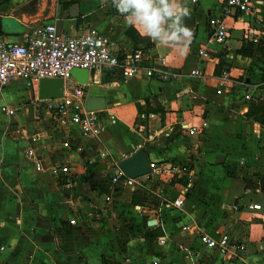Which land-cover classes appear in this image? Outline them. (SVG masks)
<instances>
[{
  "label": "crops",
  "instance_id": "1",
  "mask_svg": "<svg viewBox=\"0 0 264 264\" xmlns=\"http://www.w3.org/2000/svg\"><path fill=\"white\" fill-rule=\"evenodd\" d=\"M64 1H0V40L20 42L46 22L68 36L93 28L120 53L139 47L144 65L164 58L180 77L123 79L104 71L85 92L102 98L104 127L95 138L73 134L69 148L61 146L34 84L14 79L0 90V264H241L181 231L192 223L209 236L224 233L239 242L246 264H264V249H258L264 248V125L253 119L254 110L246 115L252 101L243 99L247 92L264 99V44L244 40L243 25L230 16L223 17L225 43H212L207 19L221 15V0H186L190 16L184 22L193 31L186 54L140 36L111 0H71L76 9L64 8ZM198 48L215 58L198 56ZM191 68L201 69V79L188 74ZM12 83L22 84L24 93L6 101L3 90ZM148 114L154 118L141 117ZM189 127L196 133L187 135ZM35 132L42 138L32 143ZM28 148L40 171L25 156ZM138 148L148 162H177L191 170L180 208H162L152 184L131 189L110 180L116 163ZM205 160L221 164L215 166L220 177L199 178ZM54 163L66 172L51 175Z\"/></svg>",
  "mask_w": 264,
  "mask_h": 264
},
{
  "label": "built area",
  "instance_id": "2",
  "mask_svg": "<svg viewBox=\"0 0 264 264\" xmlns=\"http://www.w3.org/2000/svg\"><path fill=\"white\" fill-rule=\"evenodd\" d=\"M194 1L191 0V2ZM225 16L233 17L235 21L243 25L242 38L248 43L264 44V0H221V15L207 19L210 39L218 46L223 45L227 38V29L223 22ZM196 52L203 58H215L204 48H198ZM141 55L139 47L126 53L118 52L114 49L113 41L108 35L93 28L68 36L61 34L54 22L41 23L32 27L29 33L24 34L20 42L0 40V90L14 79H20L28 86L33 84L36 86L39 79H60L61 96L38 100V102L47 113L51 125L57 129L61 146L69 148V140L73 134L84 139L95 138L104 127L105 120L101 110L84 109L86 88L89 84L98 83L97 78L104 71H115L123 79L156 78L166 81L180 77V72L169 68L164 58L157 57L150 65H144ZM75 68L86 70L84 84L72 80L70 71ZM188 74L200 79L202 77L200 68H191ZM223 77H225L224 72ZM262 94L252 97L247 92L243 95V99L260 100ZM141 117L152 119L154 115H141ZM106 119L113 121L111 117ZM205 125L204 122L201 123V127ZM195 133V127L186 129V134L189 136ZM41 138L42 132H35L30 135L29 140L36 143ZM147 139H151V135ZM75 150L79 148L76 147ZM33 151L32 148L26 149L25 156L32 160L34 170L40 171L41 163L34 156ZM106 155V152L98 153L100 158ZM148 168V172L144 175L128 178L116 167L110 180L112 182L121 180L131 189L134 187L146 189L149 184H152L155 189L154 197L162 208L166 210L180 208L192 183V173L188 166L177 162H148ZM49 171L51 175L57 176L64 174L66 169L54 163ZM103 201L109 202V197H104ZM248 207L254 210L259 209L257 204ZM104 211L108 213L110 208L107 207ZM68 223L72 224L73 219L68 220ZM180 229L182 232L194 233L201 247L227 259L246 264L240 253V243L227 234L218 233L216 236H209L203 233L197 223L181 226ZM258 249L264 248L259 246Z\"/></svg>",
  "mask_w": 264,
  "mask_h": 264
},
{
  "label": "clouds",
  "instance_id": "3",
  "mask_svg": "<svg viewBox=\"0 0 264 264\" xmlns=\"http://www.w3.org/2000/svg\"><path fill=\"white\" fill-rule=\"evenodd\" d=\"M125 22L135 27L140 36L158 46L174 45L186 54L193 31L185 24L190 16L186 0H111Z\"/></svg>",
  "mask_w": 264,
  "mask_h": 264
},
{
  "label": "water",
  "instance_id": "4",
  "mask_svg": "<svg viewBox=\"0 0 264 264\" xmlns=\"http://www.w3.org/2000/svg\"><path fill=\"white\" fill-rule=\"evenodd\" d=\"M70 76L76 82L84 84L86 82L87 72L84 69L75 68L70 71ZM61 91L62 83L60 79H39L36 83L37 100L60 97ZM103 105L101 97L86 96L84 99L85 110H101ZM9 121L14 122L11 116H9ZM216 162L219 163L220 160H217ZM116 167L124 176L128 178L139 177L147 173L149 170L148 160L142 148L134 150L128 156L119 160L116 163ZM246 184L249 189L254 187V185H250L248 182H246Z\"/></svg>",
  "mask_w": 264,
  "mask_h": 264
},
{
  "label": "rangeland",
  "instance_id": "5",
  "mask_svg": "<svg viewBox=\"0 0 264 264\" xmlns=\"http://www.w3.org/2000/svg\"><path fill=\"white\" fill-rule=\"evenodd\" d=\"M22 88H25L22 84L12 83V84L8 85V87L3 90V92L5 93L4 94L5 100L11 101L9 99V97L23 95L24 90ZM6 94H7V96H6ZM253 103H254V101L252 100V102L249 103V106H252ZM217 165H221V164H215V163H213V160H210V161L205 160L204 163L201 164V166H202L201 167V175L199 176V178H205L206 175H209V174L211 175L210 178L213 177L214 179H216V177H220L221 171H220V169H218L219 167H215ZM218 179H221V178H218ZM196 181H198V178L196 179Z\"/></svg>",
  "mask_w": 264,
  "mask_h": 264
},
{
  "label": "trees",
  "instance_id": "6",
  "mask_svg": "<svg viewBox=\"0 0 264 264\" xmlns=\"http://www.w3.org/2000/svg\"><path fill=\"white\" fill-rule=\"evenodd\" d=\"M0 1L4 2L5 0H0ZM70 5H73L74 9H76L77 3H76V1H71V0L62 2V6L64 8L69 9ZM258 45H262V44H258ZM240 51L241 50H239V52ZM218 65H219V63H218ZM253 101H254V104H252V106H248L246 115H250L252 113L251 111L254 110V112L258 113V115L253 116V119L255 121H257L260 125H264V99H262V100H253ZM172 137H170L169 139H171Z\"/></svg>",
  "mask_w": 264,
  "mask_h": 264
}]
</instances>
